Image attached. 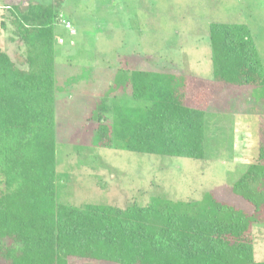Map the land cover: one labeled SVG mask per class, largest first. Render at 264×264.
<instances>
[{
  "label": "trees",
  "instance_id": "16d2710c",
  "mask_svg": "<svg viewBox=\"0 0 264 264\" xmlns=\"http://www.w3.org/2000/svg\"><path fill=\"white\" fill-rule=\"evenodd\" d=\"M5 9L0 35L10 20L11 40L17 38L26 51L20 66L0 47V262L71 264L70 258H81L113 264H264L255 259L253 234L254 225L264 224V114L258 156L232 185L254 207L252 213L211 192L199 200L156 196L125 207L58 202L56 44L62 36L56 23L63 10L41 0ZM209 36L212 80L118 69L111 90H130L146 104L109 105L103 97L92 116L98 122V146L204 159L206 110L214 107V96H239L240 101H229L231 108H239L253 88L264 87V66L248 25L213 22Z\"/></svg>",
  "mask_w": 264,
  "mask_h": 264
},
{
  "label": "rangeland",
  "instance_id": "374dc122",
  "mask_svg": "<svg viewBox=\"0 0 264 264\" xmlns=\"http://www.w3.org/2000/svg\"><path fill=\"white\" fill-rule=\"evenodd\" d=\"M30 1L35 0H0V15H8L6 5H25ZM41 2L59 5L64 14L72 16L77 31L71 35L61 26L56 28L65 40L56 44L58 202L125 207L134 202L147 204L156 196L199 200L205 192H211L220 201L253 212L254 207L235 194L232 185L258 156L264 87L253 88V94L239 108H231L229 102L240 101L239 96H214V107L206 110L204 159L99 147L98 122L92 116L103 97H107L109 105L146 104L134 99L130 90H111L119 67L212 80L209 27L213 22L248 25L264 66V0ZM9 21L8 28L1 32L0 47L23 66L26 48L17 38L11 40L14 27ZM236 89L240 88H233ZM217 103L223 108H218ZM107 119L109 122V115ZM253 234L255 259L262 261L264 224L254 225ZM69 262L113 264L81 258H70Z\"/></svg>",
  "mask_w": 264,
  "mask_h": 264
},
{
  "label": "built area",
  "instance_id": "2783aa9c",
  "mask_svg": "<svg viewBox=\"0 0 264 264\" xmlns=\"http://www.w3.org/2000/svg\"><path fill=\"white\" fill-rule=\"evenodd\" d=\"M57 26H61L64 29H66L71 35H75L77 33L72 21L68 19L65 14H61L60 17L57 20ZM64 38L63 37H57V43L58 44H63L64 43Z\"/></svg>",
  "mask_w": 264,
  "mask_h": 264
},
{
  "label": "crops",
  "instance_id": "0c3cea01",
  "mask_svg": "<svg viewBox=\"0 0 264 264\" xmlns=\"http://www.w3.org/2000/svg\"><path fill=\"white\" fill-rule=\"evenodd\" d=\"M69 17H70V19H72L71 17V15H68ZM72 21V20H71ZM73 23V22H72ZM127 68H129V69H131V70H133V69H135V68H131V67H127ZM118 69H120V67L119 68H117L116 69V71H115V73L118 71ZM124 69V68H123ZM126 69V68H125ZM137 70H143V69H137ZM161 72V71H160Z\"/></svg>",
  "mask_w": 264,
  "mask_h": 264
}]
</instances>
